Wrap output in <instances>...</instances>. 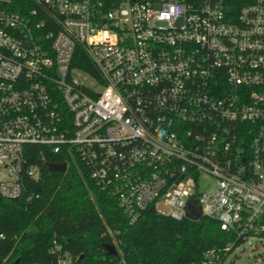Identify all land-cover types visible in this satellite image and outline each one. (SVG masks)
Here are the masks:
<instances>
[{"label":"built area","instance_id":"2783aa9c","mask_svg":"<svg viewBox=\"0 0 264 264\" xmlns=\"http://www.w3.org/2000/svg\"><path fill=\"white\" fill-rule=\"evenodd\" d=\"M26 1L0 6L3 198L40 177L25 158L36 146L79 158L130 225L152 206L190 221L195 202L234 235L190 264H226L264 237V0ZM49 253L77 261L56 237Z\"/></svg>","mask_w":264,"mask_h":264},{"label":"trees","instance_id":"16d2710c","mask_svg":"<svg viewBox=\"0 0 264 264\" xmlns=\"http://www.w3.org/2000/svg\"><path fill=\"white\" fill-rule=\"evenodd\" d=\"M26 0H11L0 6L19 12ZM32 5L29 3L28 5ZM74 67L95 75L78 52ZM28 165L40 168V177H23V194L15 200L0 195V264H51L53 238L77 259L75 264H190L210 249L224 248L235 240L213 220L175 221L152 206L130 225L115 198L106 196L91 180L79 158L52 154L42 147H29ZM68 163L66 173L49 171L48 164ZM116 236L118 254L104 246ZM83 258L80 260V257Z\"/></svg>","mask_w":264,"mask_h":264},{"label":"rangeland","instance_id":"374dc122","mask_svg":"<svg viewBox=\"0 0 264 264\" xmlns=\"http://www.w3.org/2000/svg\"><path fill=\"white\" fill-rule=\"evenodd\" d=\"M203 192L215 190V179L205 176L201 183ZM160 213L168 214L169 210L161 205ZM226 264H264V237H254L237 247L228 257Z\"/></svg>","mask_w":264,"mask_h":264},{"label":"water","instance_id":"95a60500","mask_svg":"<svg viewBox=\"0 0 264 264\" xmlns=\"http://www.w3.org/2000/svg\"><path fill=\"white\" fill-rule=\"evenodd\" d=\"M49 171L51 172H59V173H66L68 171V164H48L47 165ZM187 218L190 221L198 222L202 220V211L201 208L196 205L195 202H190L187 210ZM105 250L107 251L108 255L116 256L117 250L115 246L113 245H105ZM83 258V256L80 257V260ZM15 264H20V261L17 260Z\"/></svg>","mask_w":264,"mask_h":264}]
</instances>
